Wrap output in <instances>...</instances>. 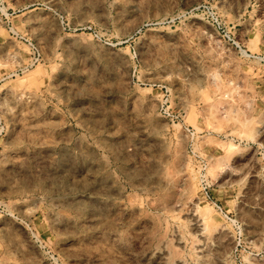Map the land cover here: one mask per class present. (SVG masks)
<instances>
[{"label":"rangeland","instance_id":"1","mask_svg":"<svg viewBox=\"0 0 264 264\" xmlns=\"http://www.w3.org/2000/svg\"><path fill=\"white\" fill-rule=\"evenodd\" d=\"M0 264H264V0H0Z\"/></svg>","mask_w":264,"mask_h":264}]
</instances>
